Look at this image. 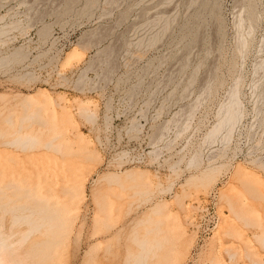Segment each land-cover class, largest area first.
Listing matches in <instances>:
<instances>
[{
    "label": "rangeland",
    "instance_id": "374dc122",
    "mask_svg": "<svg viewBox=\"0 0 264 264\" xmlns=\"http://www.w3.org/2000/svg\"><path fill=\"white\" fill-rule=\"evenodd\" d=\"M203 1L217 3L216 20ZM261 2L251 29L239 25V0H0V169L21 171L33 187L41 183L29 202L49 199L46 211L66 218L63 231L57 229L63 234L41 244L45 249L35 244L44 242L46 228L15 245L20 255L40 251L28 260L41 264H135L136 241L147 240L160 244L152 243L137 264H264V208L246 193L241 217L232 176L239 165L264 176ZM242 41L248 43L239 51ZM74 48L82 59L65 65ZM40 92L61 97L50 111L59 117L54 129L47 126L51 132L44 124L50 112L42 121L16 107L17 99ZM81 101L89 102V112L80 116ZM235 102L241 116L231 138H225L228 127L209 138ZM67 105L75 122L62 128L68 131L59 136V150L48 149L47 134L69 120L60 118ZM26 134L43 144L9 143ZM72 134L84 146L67 147ZM198 156L199 165H190ZM209 164L225 167L206 189L187 184ZM129 170L147 177L145 194L129 189L131 183L101 180ZM66 175L73 181H63ZM229 191L234 195L225 196L226 204L222 193ZM246 205L260 207L252 212Z\"/></svg>",
    "mask_w": 264,
    "mask_h": 264
},
{
    "label": "bare ground",
    "instance_id": "6f19581e",
    "mask_svg": "<svg viewBox=\"0 0 264 264\" xmlns=\"http://www.w3.org/2000/svg\"><path fill=\"white\" fill-rule=\"evenodd\" d=\"M214 1L217 2V0H214ZM259 1L260 0H242V1L239 0V2H241L239 4L242 6V7H240V9L242 8V14L239 13V16L241 14V17H239L240 21H238L240 26L247 24L248 27H250L251 29L254 28L255 26H257L256 24L258 22L259 14H260L259 4L262 6V2H261L262 0L260 1V3H259ZM210 4L203 1V6H202V7H204L203 10L207 9V8H210V13H211L210 17L212 16L216 20L217 16H218V14H217L218 13V7H217L218 5H217V3H214V2L211 5ZM72 6H73V4H72ZM202 7L200 9H202ZM202 12H204V11H202ZM200 14L201 13H199V15ZM199 15H197V16L199 17ZM195 17H196V15H195ZM198 17H196V18H198ZM197 28H199V26L198 27L196 26V29ZM192 31H194V30H192ZM197 34L196 33L193 34V38L192 39L197 38L198 37ZM193 41H191V42H193ZM196 43H197V41H196ZM247 43L245 41H242L240 43V45H239V51L242 48L246 47ZM14 55H15V53H14ZM82 56H83V54L77 48H74L73 50H71L67 54V56L65 58V65H68V64L70 65L74 61H78V60L80 61V59H82ZM232 95H233V97L234 96L236 97L237 96V92L235 91ZM53 97L50 94H48V92H40L38 94L31 95L29 97L25 96V97L19 98V99H17L15 101V103H16V107L17 106L18 107L22 106L23 108H25V111H31L29 113H32V114L30 116L28 115L29 116L28 118H31V119H34V118L36 119L37 118L38 119V118L41 117L40 119L43 121L44 119L42 117H44V115H46V114H49L50 111H53V110H51L52 107H54V105L56 106V104L60 103V101H61V100L59 101L57 99V98H61V97H59V96H56L55 98H53ZM57 105L59 106V104H57ZM88 106H89V102H84V103L82 102L81 104L80 103L78 104V108H77V106L75 108L78 109V112H80L79 114L81 116V115H85L84 113H86L88 111L87 110ZM61 110H63L64 112L61 115L63 117H60V118L64 119L65 116H67L69 120L67 121V120L64 119V121H66V123L64 122L65 124H63L64 126L58 128L53 133H49V135L47 134L48 138L44 140V144L42 143L43 140H41V142L39 144V141H38L39 138H37L36 135H32V134H26V135H23V137H21V136L19 137L18 136V138H16V139L14 138L15 140L13 139V141L12 142L9 141V143L12 144V145H20L23 149H26V148L27 149L28 148L32 149V148H34L37 145L40 146L41 144H43L48 149H54L55 151H58L59 148H60V146L58 145V143H60L59 142V136L62 134V132L66 133L68 131L66 128H64V129H62V128L65 127L66 124H72L73 122H75V121H73V118H72L73 116H72V114L70 112V109H69L68 105L64 106L63 109L61 107ZM54 112H50L49 119L44 120V124L46 125L45 127H46L47 131L49 130L48 129L49 127H51V128L53 127V126H50V125H52V123H54L55 121H57V119H59V117L56 115V111H54ZM240 116H241L240 106H239V104L237 102H235L234 106H231L230 108L226 109L225 118L220 123H218V125L216 127H214L212 131H210V133L208 134V137L209 138H216V136L219 134V132L223 128L228 127V132H227L225 138H226V140H229L231 138L230 137L231 136L230 130L237 123V121L240 119ZM91 118H92V116H91ZM40 119H39V121H41ZM41 125L43 126V124H41ZM53 125H55V123ZM47 126H48V128H47ZM54 127H53V129H54ZM65 129H66V132H65ZM49 132H51V131L49 130ZM70 135H71V133H70ZM73 136L75 137V135H73ZM39 137H41V134H40ZM43 137H46L45 133H44ZM80 137L81 136L75 137V139L78 138V140L74 139L75 141L74 140L70 141L69 140L70 138L66 139L65 143L67 144V147L72 145V144H76V143H78V144L80 143L81 145L83 143V146H84L83 138L81 139ZM77 146H80V145H77ZM65 147H66V145H65ZM78 149H80V147ZM67 153L68 152H63L61 155H65ZM198 158H199V156L198 157H194L191 160L190 165H193V166L199 165L200 162H198L199 161ZM9 160H11V158H9ZM252 162H254L252 164L256 165L257 161L256 162L252 161ZM260 165H261V163H260ZM223 167H225V164L224 165L222 164L220 166L219 165L218 166H213L212 164H209L208 167L206 168V170L204 169V171L201 172L198 176H194L193 175V176L189 177V179L187 180V184L188 185H196V184H198V186L200 185V186H202V188L205 187V189H206L208 187V185H210L212 183L213 179L215 178V175ZM260 167H261V169L263 168V171H264V163ZM14 169L15 168H10V167H8V168L1 167V169H0V264H41L40 261L39 262L38 261H34L35 258L33 259V262L31 261L32 263L28 260L30 258L36 257V255L34 256V254H36L37 252L35 253L34 250H32L33 252L28 250L32 254L31 253L29 254V252L27 251L28 253L24 252L26 255L25 254L24 255L23 254L20 255L18 253L19 250H17L19 246H17L15 248V245H17V244L19 245L21 243H25L26 241H28L30 239V237L32 235H34L35 233L39 232L41 229L45 230V228H46V230H45L46 233L45 232L42 233V236H44V239H45L44 242L38 243L37 245L35 244L37 249L40 248L39 246H41V244L44 246L46 241H48V242L52 241L51 237L55 238L59 234L61 236V233L63 231L61 226L65 223L66 218L64 220V218L60 214L61 217H60V215H58L60 217V219L58 220L57 216H55L54 214H49L46 211V209L44 207H49L50 208L52 206V203L49 202V199L48 200H45V199L42 200L41 199L40 201L37 200L38 202H34V200H32L33 202L32 201L29 202V199L33 198V196L31 194L36 192L35 191V187H36V190H37L39 185H42V184L41 183H36L35 186L33 187L32 184H31V177H29V178L24 177V176L21 175V171L14 170ZM138 171L136 172V170L135 171L134 170L133 171L129 170V171H126L124 173V175H122V176H120L119 174L117 175V174H114V173H110L108 175L103 176L102 179L101 178L100 179L103 180V181H106V183L108 185H111V186H121L122 187L125 183H131V186L129 187V189H132V190L134 189V190L137 191L136 193H139V194L140 193L145 194L146 187L148 185V179L143 174V172H138ZM233 171L234 172L232 173V176H233V178L235 179V181L237 183V185L234 186L233 189L236 190V194H237L238 197L237 198L234 197V198H236L235 200H234V198H232V200H234V202L233 201L232 202L235 203L234 204L235 207L237 206L236 209H235V207L233 205H231V206L234 207V208L233 207L232 208L235 209V210H239V211L241 210V207L244 206V204H243V200L244 199L243 198H245L244 195L246 193L247 194L249 193L251 195L249 197L248 196L249 194H248V195H246V197L248 196L249 199L252 197L251 199L253 201L255 199L256 200L258 199L260 206H262L264 208V176H263V174L250 173V172H248V170H246L243 166H240V165L236 166ZM29 172H30V170H29ZM61 178H63L62 180L65 181V182H69L70 180L73 181V177H70L68 179L67 175L63 176ZM38 179H41V178L39 177ZM234 179H232V180H234ZM60 180L61 179L57 177L55 181H56V183H59ZM98 182H99V180H98ZM231 188H229L228 190H230ZM5 189L11 190V193L7 194L5 192ZM81 190H83V188ZM73 191L79 192L80 191V187L79 186L78 187H73ZM226 193H229V194H226ZM231 193L232 192H230V191L222 193V198L226 199V204H227V199L231 198L234 195V194H231ZM26 194H30V195H26ZM225 196H227V197L229 196V197L227 198ZM230 201H231V199L228 202H230ZM260 206H257V207L259 208ZM246 207H248L250 209V211H252V212L257 210L256 209L257 207H255V206L246 205ZM72 211H76V209L72 210ZM155 212H156L155 214H157L158 211H155ZM236 212H233V213L235 214ZM238 212L236 214H238ZM7 213L10 214L11 217H12V219H10V224H9L11 226V227L9 226L10 227L9 228V230H10L9 233L5 232L4 224H3V219H4L3 215H6ZM239 214L241 215V211H240ZM239 214H238V218H241L242 215L240 217ZM234 218L237 220V216L236 215H234ZM245 218H247V217H245ZM159 223H161V222H159ZM21 224H23V225L26 224L28 228L26 230H23V231H17L16 230V232H15L14 229L17 228ZM60 228L62 230L61 232L59 231ZM54 229H56V231H57V229H59L58 231L60 233L57 231L58 234H56L57 232ZM64 230H65V228H64ZM60 236H59V238H60ZM58 240H60V239H58ZM51 243H50V245H51ZM152 243L154 245H157V246H159V244H160V242H156L155 243V242L147 241V240H138V241H136L137 247L140 250V252L138 253V255L136 254L137 256L133 255V257L135 256V258L133 259V260H135V262L134 261H132V262H134L135 264L140 263V262L141 263L144 262L147 259V255L151 252V247L154 246V245H152ZM43 246H41V247H43ZM43 248H40V249L43 250ZM50 250H53V248L52 249L50 248ZM42 252H45V251H42ZM40 253L41 252L39 251L37 253V255L40 254ZM46 253H48V252H46ZM45 256L47 257V255H45ZM37 257H39V256H37ZM38 259H40V258H38ZM44 259H46V258H44ZM27 261H29L30 263L29 262L27 263ZM42 262H44V261H42Z\"/></svg>",
    "mask_w": 264,
    "mask_h": 264
}]
</instances>
